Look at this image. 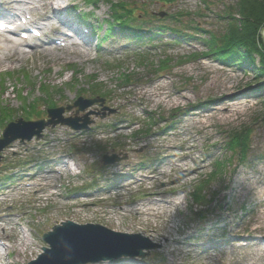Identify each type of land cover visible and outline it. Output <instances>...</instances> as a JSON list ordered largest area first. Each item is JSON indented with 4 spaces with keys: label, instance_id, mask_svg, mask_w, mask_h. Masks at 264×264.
<instances>
[{
    "label": "rangeland",
    "instance_id": "rangeland-1",
    "mask_svg": "<svg viewBox=\"0 0 264 264\" xmlns=\"http://www.w3.org/2000/svg\"><path fill=\"white\" fill-rule=\"evenodd\" d=\"M88 1L51 7L55 29L43 38L63 39L72 24L88 53L24 42L0 66V138L20 118H47V109L79 97L105 99L63 114L89 120L88 129L47 127L0 152V264L36 259L48 246L43 234L64 221L141 234L159 245L145 264H264V92L250 85L253 74L218 61L207 42L209 32L225 30L221 17L235 0ZM114 6L153 38L102 40ZM247 127L241 161L226 143ZM104 155L121 160L104 165ZM62 161L73 170L61 171ZM40 168L43 178L34 176Z\"/></svg>",
    "mask_w": 264,
    "mask_h": 264
},
{
    "label": "water",
    "instance_id": "water-1",
    "mask_svg": "<svg viewBox=\"0 0 264 264\" xmlns=\"http://www.w3.org/2000/svg\"><path fill=\"white\" fill-rule=\"evenodd\" d=\"M260 35L264 42V27ZM104 102L105 99L101 97L91 99L79 97L72 105L48 109L47 119L24 121L20 118L17 123L10 122L0 138V152L15 140H31L35 136L39 139L47 127L66 125L77 130L88 129L89 120L79 124V119L65 118L63 114L72 108H77L76 113H79L95 103L103 106ZM21 125L36 130L28 133L17 132ZM119 160L121 158L118 155L112 157L104 155L103 164L109 165ZM43 241L48 246L43 248V253L27 264H94L121 258L144 259L151 250L159 247L139 233L117 232L99 224H77L72 221L55 225L51 231L43 235ZM142 241L145 244H141Z\"/></svg>",
    "mask_w": 264,
    "mask_h": 264
},
{
    "label": "trees",
    "instance_id": "trees-1",
    "mask_svg": "<svg viewBox=\"0 0 264 264\" xmlns=\"http://www.w3.org/2000/svg\"><path fill=\"white\" fill-rule=\"evenodd\" d=\"M97 1L89 0L88 2L94 6ZM113 9L116 13V15L113 14L114 23L106 29L102 40L115 38L118 34L127 41L153 38L152 31L141 33L142 27L133 25L136 17L128 12L131 10L122 8L121 10H125L128 14H118L116 6ZM225 14L221 17L227 23L225 30L219 35L209 32L210 38L207 41L210 47L209 52L223 64L253 74L254 81L250 85L259 84L261 88L259 91L264 92V42L260 35L264 27V0H235ZM173 20L179 21L176 16H173ZM115 25H118V30ZM195 29L201 30L199 27ZM250 139V129L248 127L241 129L227 141L226 148L233 154H238L239 159L244 161L250 147Z\"/></svg>",
    "mask_w": 264,
    "mask_h": 264
},
{
    "label": "bare ground",
    "instance_id": "bare-ground-1",
    "mask_svg": "<svg viewBox=\"0 0 264 264\" xmlns=\"http://www.w3.org/2000/svg\"><path fill=\"white\" fill-rule=\"evenodd\" d=\"M64 3H65V0H0V15L5 14L4 10H5L6 6H8V8H11L14 11V16H16L15 19L19 18V16L25 17L28 12L30 14L31 13H36V14L38 13L39 15H41V17L44 18V20L42 23H40V27H36V29L39 30V28H42L44 31L43 34H44V36H46L48 34L49 30L53 29L54 25H55V23L51 19V16L48 14L49 9L52 7V8H54V12H57V11L60 12L64 8H66V5H64ZM36 14H34V17L29 20V24L30 23L31 24L37 23V20H39V17ZM68 22H70V21H68ZM67 25H68V23H67ZM10 26H11V24H9L8 27H10ZM62 35H63V33H62ZM30 37H33V36L30 35ZM8 39H9V37L6 36L5 34H0V66L2 65V62H4L6 59L12 60L13 57H15V55H16L15 52L18 50L19 45L23 44V42L22 43L18 42L19 39L15 38L14 36H11V39H12V41L13 40L17 41V42H13L16 44L10 43L11 41H8ZM63 39H64V41H67L69 38L64 37ZM42 40L44 41V39H42ZM44 43H49V42L45 41ZM82 46L83 45H80L78 43V41H69L64 46V48H61V49L63 51L69 50V51H74V52H80L81 54L84 55L85 53H88V51H87V49L83 48ZM46 47H54V46L46 45ZM33 50L34 49L26 50V52H24V53H33ZM54 50H55L54 48H51V49H49V52L50 53L54 52ZM22 54L23 53L17 54V55H19L23 59L28 56L27 54H24V55H22ZM7 55L9 58L7 57ZM74 166H76L77 168L79 167L77 163H75ZM73 168L71 165H68L67 163H64L63 161L60 164V170L63 172L71 171V170H73ZM140 170H142V169H140ZM42 172L43 171L40 168L37 172L34 173V176L37 178H43ZM36 186L38 188L41 187L39 184ZM118 187H121V185H118L117 188ZM111 189L112 188H110V190ZM156 206H158V205H156ZM141 210H142L141 212L148 213L146 209H141ZM20 240H22L21 243H24L25 245L30 244L28 236L25 232H23L21 234ZM3 256L4 255H3L2 251L0 250V259L3 258ZM102 263H105V262H102Z\"/></svg>",
    "mask_w": 264,
    "mask_h": 264
}]
</instances>
